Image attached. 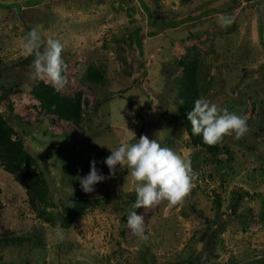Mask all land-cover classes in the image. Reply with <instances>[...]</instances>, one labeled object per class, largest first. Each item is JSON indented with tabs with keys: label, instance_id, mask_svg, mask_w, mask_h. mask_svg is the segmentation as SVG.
I'll use <instances>...</instances> for the list:
<instances>
[{
	"label": "rangeland",
	"instance_id": "1",
	"mask_svg": "<svg viewBox=\"0 0 264 264\" xmlns=\"http://www.w3.org/2000/svg\"><path fill=\"white\" fill-rule=\"evenodd\" d=\"M32 29L64 45L59 92L32 78L21 44ZM0 68V119L47 188L33 206L0 165V264H264V0H0ZM189 91L245 116L249 132L211 151L196 143L178 112ZM43 94L72 116L57 100L43 108ZM142 135L190 159L198 178L183 204L134 208L118 165L65 225L85 166L95 159L108 177L110 149ZM131 212L147 240L127 226Z\"/></svg>",
	"mask_w": 264,
	"mask_h": 264
},
{
	"label": "clouds",
	"instance_id": "2",
	"mask_svg": "<svg viewBox=\"0 0 264 264\" xmlns=\"http://www.w3.org/2000/svg\"><path fill=\"white\" fill-rule=\"evenodd\" d=\"M218 23L226 28L233 23L232 18L221 15ZM25 56H34L32 78L51 84L57 91L66 84L65 73L68 65L63 58L64 45L56 39L42 40L36 29L29 31L21 39ZM43 45V50L41 47ZM192 135H202L203 142L209 146L222 144L226 136L234 139L243 138L249 127L245 116L220 108L208 99L195 100L194 107L187 113ZM103 161L109 169L106 177L97 168V161L90 162V172L84 177H77L85 193L95 191V185L112 178L119 170L128 169V174L135 181L134 191L136 209L151 208L167 201L169 206L183 204L192 188L198 173L194 172L190 159L182 157L169 147H162L156 139L142 135L136 143H122ZM127 226L142 240H147L143 217L137 212L128 216ZM57 232L63 230L57 226Z\"/></svg>",
	"mask_w": 264,
	"mask_h": 264
},
{
	"label": "trees",
	"instance_id": "3",
	"mask_svg": "<svg viewBox=\"0 0 264 264\" xmlns=\"http://www.w3.org/2000/svg\"><path fill=\"white\" fill-rule=\"evenodd\" d=\"M155 24H161V27H173L176 26L177 22H171L166 19H160V21L155 20ZM2 78V69L0 68V80ZM43 108L49 109L51 103L55 101L56 111L58 114H63V117H71L73 107H60L58 99L54 98L49 100L46 94L40 95ZM199 99L196 93L191 91L186 92L185 95L178 101V112L180 116L184 119L187 125L190 122L187 120V113L191 111L194 107L195 100ZM69 111V112H68ZM63 112V113H61ZM11 129L5 126L4 122L0 119V165L5 171L10 173L14 179L23 184L29 194V200L34 206L36 201L41 203V205H46L47 198V188L42 177L37 174L32 168V160L29 155L23 150L19 143L14 142L11 139ZM196 143L205 146L209 151L211 147L203 142L202 135H193ZM86 175L90 172V165L85 166ZM85 175V176H86ZM84 177V176H83ZM98 201L91 200L85 196L84 191L80 186L79 179L76 178L73 183V198L71 203L65 213V225L71 224L72 220L80 215H82L87 208L94 206ZM1 212V204H0ZM39 212H44L43 209H39Z\"/></svg>",
	"mask_w": 264,
	"mask_h": 264
}]
</instances>
